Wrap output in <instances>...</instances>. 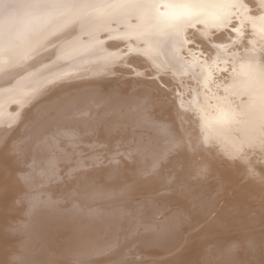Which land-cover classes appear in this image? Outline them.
Here are the masks:
<instances>
[{"label": "bare ground", "instance_id": "obj_1", "mask_svg": "<svg viewBox=\"0 0 264 264\" xmlns=\"http://www.w3.org/2000/svg\"><path fill=\"white\" fill-rule=\"evenodd\" d=\"M0 264H264V0H0Z\"/></svg>", "mask_w": 264, "mask_h": 264}, {"label": "snow or ice", "instance_id": "obj_2", "mask_svg": "<svg viewBox=\"0 0 264 264\" xmlns=\"http://www.w3.org/2000/svg\"><path fill=\"white\" fill-rule=\"evenodd\" d=\"M235 2H236V3H242L243 0H235ZM133 71H134V69H133Z\"/></svg>", "mask_w": 264, "mask_h": 264}]
</instances>
